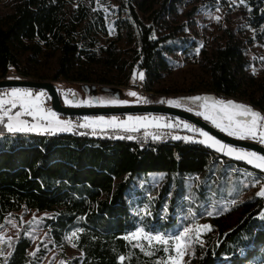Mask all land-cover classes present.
<instances>
[{"label":"trees","instance_id":"1","mask_svg":"<svg viewBox=\"0 0 264 264\" xmlns=\"http://www.w3.org/2000/svg\"><path fill=\"white\" fill-rule=\"evenodd\" d=\"M193 1L198 0H113L115 36L109 38L102 11L93 9L95 0H0L7 7L0 14V78L16 71L21 78L49 77L59 87L129 84L151 97L146 91L168 94L156 85L176 66L170 55L179 51L195 67L189 91L245 99L244 105L264 114V71L253 74L244 46L264 42V0H244L236 7L249 25L245 39L235 33L239 28L224 26L202 44L189 38L185 24L168 22L180 3ZM206 1L210 5L214 0ZM221 1L227 9L234 6ZM50 61L54 67L49 75L37 71ZM134 70L144 74L139 86L130 79ZM45 102L49 105L47 97ZM57 116L77 127L54 134L0 128V229L12 226L9 221L16 225L0 264H46V252L60 248L64 255L67 243L80 254L64 257V264H161V249L143 244L141 250L124 237L139 222L130 211L127 191L135 175L147 172L163 173L164 178L156 191L147 188L149 216L141 222L145 230L171 231L200 218L210 226L187 264L264 259L259 172L200 141L149 140L141 131L138 136L113 135L112 130L92 135V129L78 127L86 117ZM26 211L44 215L34 223L23 220ZM73 232L77 237L67 239Z\"/></svg>","mask_w":264,"mask_h":264},{"label":"rangeland","instance_id":"2","mask_svg":"<svg viewBox=\"0 0 264 264\" xmlns=\"http://www.w3.org/2000/svg\"><path fill=\"white\" fill-rule=\"evenodd\" d=\"M231 3H233L234 6L230 7V9H227L225 7V4L221 0H214L209 2L210 5H206V0H198L193 2H186V3H180L178 7L175 10V13H173L171 16L168 17V22L171 25H178V24H185L184 29L189 36L190 39H197L199 44H202L205 40L210 41L213 39V37L216 34H220L224 26L229 27H235L237 30L238 28L241 31L235 32L239 37L245 39L248 34V24L245 22V15L242 12L237 11L236 7L240 5V0H229ZM211 4H217L218 6H211ZM192 6L195 7V10L192 11V14L187 15L188 10L192 8ZM7 7L5 6L4 2H0V14L5 12ZM93 9H99L102 11L104 15V21H105V28H106V36L109 38H112L115 36V22H116V14H115V7L113 0H95ZM246 13V12H244ZM242 15V16H241ZM219 16L220 19L217 20L215 17ZM189 23V24H188ZM264 41V40H263ZM244 46L246 47L247 52V58L249 59V68L256 75L261 74L264 71V42H251V43H244ZM170 59L173 60L176 64V66L171 69L168 73L163 74V77L161 81L156 85V88H166L168 94H165L163 92H157V91H146L147 95H150L151 97H144V91L140 90L139 88H132L131 85H96V83H84V84H65L63 88L64 92H62V96L64 95V101L62 102L65 105L68 106H87L90 102L95 104H98L96 106H102L101 104H109L110 106H123V105H132V104H142V103H158V104H166L170 106H175L184 110L191 109V112L194 114L199 115L201 118L206 120L209 124H211L216 129L222 131L223 133L228 134V131L224 130L225 125L227 121H221V116L223 113L219 112V108H213L212 105L215 101L223 100V98L214 96V95H205V90L198 89V90H188V86H194L192 84L193 82V76L195 74V67L194 65L188 64L184 61L182 58V55L179 51H175L173 55H170ZM54 67L53 61H50L46 66L42 67L41 69H36L38 72H43L46 75H49L50 70ZM35 72V71H33ZM134 73L136 74L135 82L134 80ZM139 73L141 71L134 70L131 73V82L133 84H137L138 86L141 85V80L138 78ZM16 79L21 78L19 77L18 73L16 71H10L7 76L1 77L0 79ZM27 79H34V80H50L57 84L56 80H53L49 77L46 78H39L37 75H29L25 77ZM58 85V84H57ZM91 86L95 87V91L91 93L90 89ZM101 86H108L113 87L115 89H120L121 92L119 93L118 97H114V91L108 92L103 91L100 89ZM70 90V91H69ZM11 89H5L0 90V94L10 92ZM134 91L137 93V96H130L128 93ZM171 91V92H170ZM33 93V98L38 93H43V95L40 97V100L38 101L40 107H42L45 111L51 110L50 106L46 104L45 97L46 93L41 90H31ZM167 95V96H166ZM169 96H176L178 98L177 101L180 102V106H177L176 104H170L168 101L171 100V98H166ZM181 96V98L179 97ZM207 97V104L208 108H205L203 105L205 104V101L203 99L201 100H192L190 98L193 97ZM71 97H74V100H71ZM92 97V98H91ZM0 98H6V97H0ZM117 100V101H127L128 103H108V101ZM145 100L147 102H145ZM66 101H71V103H67ZM144 101V102H143ZM174 101V100H172ZM228 101V100H223ZM164 102V103H163ZM236 103L239 104H246L247 101L245 99H235ZM5 107H10V105H6ZM254 109V108H253ZM255 110V109H254ZM16 111H21L19 105H17L16 108L11 109L10 114H14ZM52 111V110H51ZM257 111V110H255ZM53 112V111H52ZM201 113H204V115H201ZM2 114V112H0ZM58 115V114H56ZM210 116L212 119H206L205 116ZM58 117V116H57ZM97 117H104L105 120H108L106 116H92L87 118H97ZM112 117H116L118 121H127L128 117H147L151 121L154 117L161 118L159 120L160 124H172L177 125L179 124V127H156L155 123L150 124L147 127H139L138 131H141V137L147 136L149 140L152 139V135H159L161 139H173L174 136H180L182 140L184 141H203L205 140V137L200 134V132L197 131H190L187 128L183 127V124H189L192 127L196 128L192 124L185 122L183 120H179L177 118H171L169 116H161V115H153V114H129L124 116H117V115H111ZM60 120H64L60 117H58ZM109 118V119H111ZM22 120H26L29 123H35V119L32 116L22 115L20 117ZM237 119H242L241 117H237ZM5 123L7 122V117L4 118ZM85 121V118H83L80 123H83ZM215 121V122H214ZM43 123V121H42ZM217 124H220L218 127ZM0 128L4 132H8L4 124H0ZM199 129V128H196ZM105 130H112L113 135H117V132H124L125 134L132 135L133 131H126L123 128H97L96 131L98 133L102 134V131ZM201 130V129H199ZM203 131V130H201ZM130 132V133H128ZM137 132V131H135ZM204 132V131H203ZM12 133V132H9ZM18 133H38V132H18ZM148 133L149 135H145ZM45 134V133H40ZM136 136L139 135V133H135ZM143 134V136H142ZM210 137V134H208ZM232 137L241 138L240 136L236 135H229ZM184 137H190L191 139H184ZM216 139V138H215ZM244 140H250L254 142H260L259 137L257 138H251V137H245L241 138ZM177 140V139H173ZM217 140V139H216ZM219 141V140H218ZM221 142V141H220ZM202 143V142H201ZM204 146L214 150L217 152L220 156H224L228 158L229 160H240L246 164L251 170H255L259 172V175L261 179L263 180V185H259L257 188V193L263 188L264 186V169H259L255 167V163L249 164L247 160L243 159H237L235 155H228L226 150L225 151H219L218 146L213 147L211 146V142L208 143H202ZM221 144H224L221 142ZM264 145V143H261ZM226 145V144H224ZM238 149V148H236ZM244 150V149H243ZM248 151V150H245ZM252 152V151H250ZM164 175L163 173H156V172H147V173H139L138 175H135L133 177V184L131 185L130 189L127 191L126 198L127 202L130 206L131 213L137 217L138 225L137 227L124 235V237L128 236L130 233L135 232L139 228H143V225L141 222L145 219V217L149 216V210H148V200L149 196L146 195L147 188L148 189H155V191L160 187V185L163 182ZM256 193V194H257ZM251 192H248L246 196H249ZM245 196V195H244ZM243 196V197H244ZM262 214H264V210L262 211ZM44 215L43 212H36V211H26L25 215L23 217V220L29 218L34 223L39 218H41ZM174 216V215H173ZM35 217V220H34ZM176 218V217H175ZM233 222V218L229 221L231 224ZM202 225H208L207 222H205L202 218H200L196 222H190L186 225H182L178 229H172L171 231L166 232H156L151 233L144 229L146 233H149L151 235H163L165 237H172L175 235H179L185 228H188L191 230V238L192 243L188 246L187 251L185 255L180 258L177 257V260L180 261V264H187L190 257L192 256L194 247L201 244V239L203 235L211 232L209 230H203L202 228L199 231V238L197 240V228ZM16 235V229L12 226L7 227L4 230L0 229V253L2 252L5 254L7 252V242L9 238H12ZM40 236L45 237L44 233H41ZM128 240V239H127ZM129 241V240H128ZM133 243H140L145 244L146 246L154 247L152 250H158L161 249L164 252L165 258L162 260L161 264H171V261H169L170 256H175V252L173 251L172 244L169 245H161L159 243L153 242L152 245H149L147 241L141 239L139 241H130ZM167 247L168 251H164V248ZM159 248V249H157ZM64 255L60 254V248H56V250H48L46 252V255L42 258V263L46 264H64V257L69 256V254H80L78 251L74 249L71 243H67L66 248L64 249ZM32 251V250H30ZM149 251V250H147ZM48 262H47V258ZM250 264H264V259H261L260 257H254L250 259Z\"/></svg>","mask_w":264,"mask_h":264},{"label":"snow or ice","instance_id":"3","mask_svg":"<svg viewBox=\"0 0 264 264\" xmlns=\"http://www.w3.org/2000/svg\"><path fill=\"white\" fill-rule=\"evenodd\" d=\"M244 0H241L243 3ZM215 19L219 20L220 17L217 16ZM264 59V58H262ZM136 74L134 73V80L136 79ZM140 80L144 79V74L141 72L138 75ZM70 91V90H69ZM130 96H137V93L131 91L128 93ZM43 93H38L33 98V93L28 89H19L13 88L10 92L0 94V124H4L8 132H38V133H58V132H72L74 127H77L70 120H60L55 112L51 110L45 111L42 107H40L38 101ZM192 100H201L205 101L203 105L205 108H208L207 97H193L190 98ZM67 103H71V101H66ZM145 102H147L145 100ZM108 103H128L127 101H117L112 100L108 101ZM170 104H176L180 106L179 101H168ZM6 105H10V107H5ZM19 105L21 111H16L14 114H10L11 109L16 108ZM212 107L219 108V112L223 113L221 116V121H227L224 130L228 131L229 135L240 136L241 138L251 137L257 138L261 143H264V114H261L258 111H255L251 106L239 104L234 101H215ZM191 111V109H189ZM22 115L32 116L35 119V123H29L26 120L20 119ZM204 115V113H201ZM7 117V122L5 123L4 118ZM237 117H241L242 119H237ZM206 119H212L210 116H205ZM161 118L154 117L150 121L147 117H128L127 121H118L116 117H112L111 119L105 120L104 117L97 118H85V121L78 125L80 128L92 129V135H96V129L101 128H123L126 131H138L139 127H147L152 123H155L156 127H179L180 125H172V124H160L159 120ZM43 121V123H42ZM215 122V121H214ZM139 126V127H138ZM219 127L220 124H217ZM184 128L189 129L190 131L200 132L202 136L205 137V140L201 141L202 143L211 142V146H218L219 151H225L228 155H235L237 159L247 160L249 164L255 163V167L259 169H264V155L257 154L255 152L245 151L243 149H236L235 147L221 144L220 141L216 140L214 137H210L207 132H203L199 129L192 127L189 124H183ZM85 134V133H80ZM145 135H149L146 133ZM124 138V137H121ZM127 139H134L133 136L126 137ZM152 139L159 140L161 137L159 135H152ZM173 139H181L180 136H174ZM184 139H191L190 137H184ZM259 196H264V188L257 193ZM235 203V201H233ZM208 215H212V213H208ZM35 220V217H34ZM12 224V227H16L15 223L9 221ZM32 223V222H29ZM4 225H0V228H3ZM209 230V225H202L197 228V240L199 238L200 229ZM73 237H77V233L73 232L71 236L67 237V239L71 240ZM129 241H139L141 239L148 242L149 245H152L155 241L161 245H169L172 244L173 251L175 252V256H170L169 261L171 264H180V261L177 260V257L182 258L188 246L192 243L191 238V230L185 228L183 232L179 235H175L172 237H165L163 235H151L146 233L143 228L137 229L135 232L130 233L125 237ZM9 246H11V238L8 241ZM75 246V245H73ZM135 247H140L143 250L144 245L137 243L134 245ZM38 250V249H37ZM164 251H168V248L165 247ZM11 255V253H9ZM35 255V253H32ZM125 258L123 256L120 257V260L123 261Z\"/></svg>","mask_w":264,"mask_h":264},{"label":"water","instance_id":"4","mask_svg":"<svg viewBox=\"0 0 264 264\" xmlns=\"http://www.w3.org/2000/svg\"><path fill=\"white\" fill-rule=\"evenodd\" d=\"M28 89V90H41L46 93L48 98L50 109L56 114L65 116H111V115H128V114H153L161 116H169L171 118H177L183 120L207 132L222 143L232 146L238 149H244L255 152L260 155H264V145L259 142L250 140H244L237 137L229 136L222 131L216 129L206 120L199 115L192 113L191 111L184 110L175 106L158 103H142L123 106H68L61 102L60 94L64 92L63 88L50 80H34L27 78L16 79H0V90L5 89ZM101 90L108 92H115L114 97H118L121 92L120 89L113 87L101 86ZM91 93L95 91V87L91 86ZM74 100V97H71Z\"/></svg>","mask_w":264,"mask_h":264},{"label":"flooded vegetation","instance_id":"5","mask_svg":"<svg viewBox=\"0 0 264 264\" xmlns=\"http://www.w3.org/2000/svg\"><path fill=\"white\" fill-rule=\"evenodd\" d=\"M60 97H61V94H60ZM61 100H62L61 102L64 101V95L62 96ZM94 105H98V104H95V102L94 103L90 102L89 104H87V106H94ZM101 105L104 106V105H107V104H101ZM107 106H109V104Z\"/></svg>","mask_w":264,"mask_h":264},{"label":"built area","instance_id":"6","mask_svg":"<svg viewBox=\"0 0 264 264\" xmlns=\"http://www.w3.org/2000/svg\"><path fill=\"white\" fill-rule=\"evenodd\" d=\"M129 115V114H128ZM107 119L111 118V116H106Z\"/></svg>","mask_w":264,"mask_h":264}]
</instances>
